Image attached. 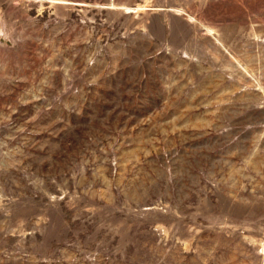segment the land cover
<instances>
[{"label":"rangeland","instance_id":"1","mask_svg":"<svg viewBox=\"0 0 264 264\" xmlns=\"http://www.w3.org/2000/svg\"><path fill=\"white\" fill-rule=\"evenodd\" d=\"M0 264H264V0H0Z\"/></svg>","mask_w":264,"mask_h":264}]
</instances>
